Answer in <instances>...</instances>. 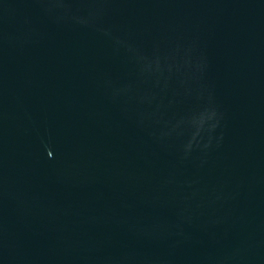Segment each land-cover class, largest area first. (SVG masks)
<instances>
[{"label": "water", "instance_id": "95a60500", "mask_svg": "<svg viewBox=\"0 0 264 264\" xmlns=\"http://www.w3.org/2000/svg\"><path fill=\"white\" fill-rule=\"evenodd\" d=\"M0 264H264V0H0Z\"/></svg>", "mask_w": 264, "mask_h": 264}]
</instances>
